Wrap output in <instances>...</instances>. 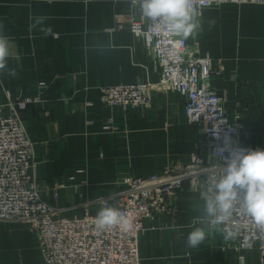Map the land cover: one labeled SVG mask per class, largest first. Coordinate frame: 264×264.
Instances as JSON below:
<instances>
[{
	"label": "crops",
	"instance_id": "0c3cea01",
	"mask_svg": "<svg viewBox=\"0 0 264 264\" xmlns=\"http://www.w3.org/2000/svg\"><path fill=\"white\" fill-rule=\"evenodd\" d=\"M127 1L0 0V32L10 47L0 73V106L6 92L15 100L41 98L29 105L25 122L41 185L67 186L61 207L78 202L70 179L76 168L87 166L85 196L100 200L91 206L97 214L106 199L114 206V196L132 178L181 173L203 136L200 125L186 122L185 100L176 93L153 90L148 107L129 112L101 103L99 86L155 85L161 78L143 41L117 28L130 20ZM196 22L187 41L221 64L211 84L230 112L241 102L243 146L264 149V6L212 7ZM108 117L126 134H105ZM203 196L201 182L187 181L166 198L175 215H157V230L142 233V264H259L256 251L241 261L232 239L200 223ZM196 227L204 228L205 239L193 248L187 238ZM0 264H42L28 225L0 220Z\"/></svg>",
	"mask_w": 264,
	"mask_h": 264
},
{
	"label": "built area",
	"instance_id": "2783aa9c",
	"mask_svg": "<svg viewBox=\"0 0 264 264\" xmlns=\"http://www.w3.org/2000/svg\"><path fill=\"white\" fill-rule=\"evenodd\" d=\"M129 22L119 23L118 29H127L144 43L161 69V78L155 85L99 86L101 103L126 112L148 107L151 92L176 93L184 98V117L190 125H200L203 136L181 173L165 171L149 178L136 177L125 183V188L113 200L114 206L125 214L129 227H116L98 231L97 214L91 206L98 201H88L87 166L75 169L70 178L77 203L59 206L60 193L67 189L56 182L42 186L35 163V144L30 140L25 122L29 105L41 102L40 97L15 100L5 94L7 102L0 106V220L15 221L30 227L42 257V264H142L140 237L147 229L154 230L152 222L159 214L175 211L166 198L184 188L187 181H199L207 176L222 174L224 157L216 152L223 146L225 134L233 147H242L243 115L241 102L230 112L225 98L212 87V77L221 64L187 39L174 36L158 20L143 17L136 0H128ZM226 5H259L264 0H194L201 17L203 10ZM105 134H126L117 121L105 119ZM219 134V139L216 138ZM227 156L228 153L223 154ZM112 199V198H111ZM111 199H106L110 205ZM81 211L80 215L75 212ZM67 212H73L68 216ZM148 224V225H147ZM150 224V225H149ZM230 224L239 228L232 239L244 261L245 253L256 251L259 264H264V231L245 215L241 201H237ZM213 229L221 225L209 224Z\"/></svg>",
	"mask_w": 264,
	"mask_h": 264
},
{
	"label": "clouds",
	"instance_id": "9594fccd",
	"mask_svg": "<svg viewBox=\"0 0 264 264\" xmlns=\"http://www.w3.org/2000/svg\"><path fill=\"white\" fill-rule=\"evenodd\" d=\"M136 3L143 17L158 20L160 26L174 36L186 40L199 27L194 0H136ZM2 27L0 25V29ZM9 56V38L0 32V73L6 71ZM216 138L219 139V134ZM216 152L224 157L225 167L222 174L209 175L202 183L204 204L200 223L221 225L219 231L225 240L236 238L239 228L230 221L239 200L245 215L264 231V149L233 147L231 137L225 134L223 146ZM225 152L227 156L223 155ZM95 227L103 232L116 227L127 228L129 222L122 211L105 202L97 212ZM204 239V228L196 227L189 233L187 244L194 248Z\"/></svg>",
	"mask_w": 264,
	"mask_h": 264
}]
</instances>
